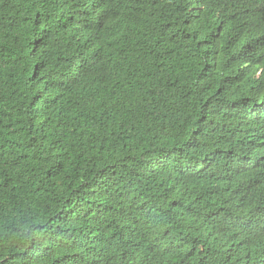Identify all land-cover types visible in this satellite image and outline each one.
Here are the masks:
<instances>
[{
  "label": "trees",
  "instance_id": "16d2710c",
  "mask_svg": "<svg viewBox=\"0 0 264 264\" xmlns=\"http://www.w3.org/2000/svg\"><path fill=\"white\" fill-rule=\"evenodd\" d=\"M0 264H264V0H0Z\"/></svg>",
  "mask_w": 264,
  "mask_h": 264
},
{
  "label": "clouds",
  "instance_id": "9594fccd",
  "mask_svg": "<svg viewBox=\"0 0 264 264\" xmlns=\"http://www.w3.org/2000/svg\"><path fill=\"white\" fill-rule=\"evenodd\" d=\"M1 42V41H0Z\"/></svg>",
  "mask_w": 264,
  "mask_h": 264
}]
</instances>
